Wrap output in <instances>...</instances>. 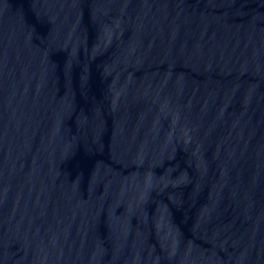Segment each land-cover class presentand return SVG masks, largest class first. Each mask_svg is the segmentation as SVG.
<instances>
[{
  "label": "water",
  "instance_id": "obj_1",
  "mask_svg": "<svg viewBox=\"0 0 264 264\" xmlns=\"http://www.w3.org/2000/svg\"><path fill=\"white\" fill-rule=\"evenodd\" d=\"M0 264H264V0H0Z\"/></svg>",
  "mask_w": 264,
  "mask_h": 264
}]
</instances>
